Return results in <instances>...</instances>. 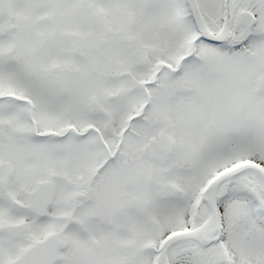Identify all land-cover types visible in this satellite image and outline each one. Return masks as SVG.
I'll return each instance as SVG.
<instances>
[{
	"label": "snow or ice",
	"instance_id": "snow-or-ice-1",
	"mask_svg": "<svg viewBox=\"0 0 264 264\" xmlns=\"http://www.w3.org/2000/svg\"><path fill=\"white\" fill-rule=\"evenodd\" d=\"M0 264H264V0H0Z\"/></svg>",
	"mask_w": 264,
	"mask_h": 264
}]
</instances>
